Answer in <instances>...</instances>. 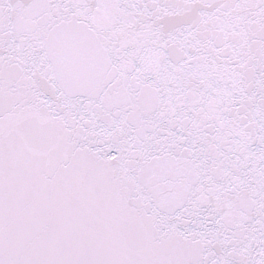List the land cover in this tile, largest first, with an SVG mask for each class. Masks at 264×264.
Returning <instances> with one entry per match:
<instances>
[{
  "label": "snow or ice",
  "instance_id": "6c2138e0",
  "mask_svg": "<svg viewBox=\"0 0 264 264\" xmlns=\"http://www.w3.org/2000/svg\"><path fill=\"white\" fill-rule=\"evenodd\" d=\"M0 264H264V0H0Z\"/></svg>",
  "mask_w": 264,
  "mask_h": 264
}]
</instances>
